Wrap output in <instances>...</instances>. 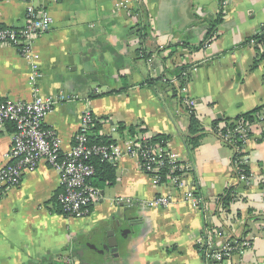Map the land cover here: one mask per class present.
I'll return each mask as SVG.
<instances>
[{
	"label": "crops",
	"instance_id": "0c3cea01",
	"mask_svg": "<svg viewBox=\"0 0 264 264\" xmlns=\"http://www.w3.org/2000/svg\"><path fill=\"white\" fill-rule=\"evenodd\" d=\"M124 1L0 0V24L22 26L28 6L53 19L34 38L32 52L42 72L40 94L77 96L44 118L63 152L88 109L98 119L99 134L120 149L130 138L167 135L168 149L186 166L182 186L154 184L135 157L123 155L115 162V183L100 189L86 215L70 217L57 202L59 172L41 160L18 186L0 194V264H212L195 247L204 242L206 219L214 229L208 241L214 249L227 239L251 241L223 264H264V123L251 124L242 148L247 182L238 179L234 150L211 128L218 116L234 117L264 100V60L251 68L256 50L247 41L264 29V0H225L216 34L202 46L208 20L219 11L217 0H128L125 7L119 4ZM172 46L176 55L167 60L168 71L190 68L188 94L203 130L195 147L186 143L190 118L178 93L160 80L166 67L160 56ZM138 49L150 56L142 58ZM155 66H161L158 78ZM31 72L15 47L0 45V101L31 100ZM149 79L159 81L151 86ZM120 124L134 126L135 133L120 131ZM10 146L5 127L0 165ZM228 188L235 197L228 211L217 213ZM159 194L171 197L168 206L144 205ZM190 194L201 202L194 204ZM118 198L123 201L116 203Z\"/></svg>",
	"mask_w": 264,
	"mask_h": 264
},
{
	"label": "built area",
	"instance_id": "2783aa9c",
	"mask_svg": "<svg viewBox=\"0 0 264 264\" xmlns=\"http://www.w3.org/2000/svg\"><path fill=\"white\" fill-rule=\"evenodd\" d=\"M127 3L128 0H125L119 4L125 7ZM52 23L53 19L46 10L28 6L22 26L8 27L0 24V45L8 44L15 47L32 68L29 77L32 99L29 101H0V132L4 130L6 124H12L14 128L11 133V146L5 155L7 162L0 165V194L18 186L26 171L34 170L41 160H45L60 174V191L57 194V202L61 211L70 217H82L89 212L91 205L101 196V190L88 182V178L94 173L92 163L94 156L99 157L101 161L113 163L123 155L135 157L140 169L151 178L154 184L161 185L170 182L175 187L182 186V176L186 172V166L178 161L177 155L168 149L166 143L147 144L151 136L130 138L124 149L118 148L113 143L91 144L89 142L90 126L94 116L88 109L82 114L71 148L67 152L62 151L60 137L52 128L45 126L44 118L56 104L73 100L77 96L69 94L43 96L40 94L37 80L42 76V72L32 52L34 38L48 31ZM249 42L255 45L253 39ZM258 47L259 51H262V45L258 44ZM148 61L151 62L152 58ZM189 72L190 68L182 70L179 76L163 72L162 77V81L169 80L177 87L180 102L188 115L195 108V100L188 94ZM160 73H162L161 66ZM262 123L257 122L253 125ZM253 125L249 126L250 130ZM239 131L245 133L242 138L244 146L250 136L246 135L245 128H240ZM214 133L235 152L230 131L223 133L215 129ZM238 151L241 154L236 157V160L237 163H242L245 160L242 148ZM236 170L238 171L237 164ZM238 179L243 182L249 180L248 176L241 171H238ZM189 198L194 204L201 202L200 197L190 194ZM114 201L120 203L123 199L118 198ZM170 202V196L159 194L145 202L144 205L165 207ZM199 242L201 243V240ZM250 243L247 237L227 239L220 247L212 251L207 249L204 254L212 264H223L232 253H242L250 246ZM67 262L70 263V259Z\"/></svg>",
	"mask_w": 264,
	"mask_h": 264
},
{
	"label": "trees",
	"instance_id": "16d2710c",
	"mask_svg": "<svg viewBox=\"0 0 264 264\" xmlns=\"http://www.w3.org/2000/svg\"><path fill=\"white\" fill-rule=\"evenodd\" d=\"M218 1V7H219V11L218 13L211 19H209L208 21V28H207V32L203 38V40L201 41V43L199 44V46H202L206 43H208L209 41L212 40V38L214 37V35L216 34V29L217 26L221 23L222 18H223V3L225 0H217ZM146 29V25L143 26V30ZM145 37V35H142V38ZM250 39H253L255 41V45L254 48L256 50V56L255 59L252 63L251 68H255L258 63L262 60H264V29H262V31L255 33L253 36H251L247 41L249 42ZM258 44L262 45V51H259V47ZM182 45L185 46V44L183 43ZM199 46H196L194 48H198ZM171 47V46H168ZM173 47V46H172ZM193 47H190V49H192ZM141 51V57L144 59H147L150 54H148L147 52H145L143 49H138V51ZM176 55V50L175 47H173V50L171 52H169V54L167 56H160V60L161 63L166 66L164 69V73H169V74H174L176 76L180 75V72L183 70L182 69H178L177 67L172 71L169 72L168 71V67H167V60L174 57ZM163 77V73L160 76V80H162ZM159 80L156 79H149L147 80V84L148 85H153L155 83H157ZM163 84L165 86H163V88H169L170 90L173 91V95H176L178 93V89L176 86H174L173 84H171L169 82V80L167 81H163ZM189 118H190V130H189V134L186 136V143L190 146V147H195L196 145H198L202 134H203V130L200 126L199 120L197 119L195 112H191L189 114ZM257 122H264V100L261 104L255 106L254 108L246 111V112H242L237 114L234 117H228V116H221L220 118H217L215 120L212 121L211 123V128L212 131H214L215 129L220 130L221 132H226V131H230L231 132V140L233 141V146L235 148V154H234V163L235 165L237 164L238 166V171L247 174L249 172V168L248 165L246 164V162H242V163H237L236 157H239L241 153H239V149L243 148L242 145V138L243 136H245V133L240 132L239 129L240 128H245L246 131V135L251 136V130L249 128V126L251 124L257 123ZM6 129L9 132H13V125L12 124H6ZM99 129H100V124L98 122L97 118H93L92 120V124L90 126V136H89V142L91 144H104V145H108L113 143V140L110 139L109 137L106 136H102L99 134ZM119 130L120 131H128L131 134L135 133V129L134 126H124L122 124L119 125ZM143 130V129H140ZM141 137V136H140ZM138 137V138H140ZM168 139L167 135L164 134H156L153 135L152 137H150L148 139L147 144H154L156 142H161L162 144L166 143V140ZM264 139V132L262 134V138ZM92 163L94 165V173L92 176H90L88 178V182L103 190L106 186H111L115 183V179H116V163L114 162H107V161H101L99 159V157H93L92 158ZM235 197V192L233 188H228L226 189L220 196H219V200H218V210H216V212H221L220 209H224L225 211H228V206L230 204V202L234 199ZM64 214V213H63ZM66 215V214H64ZM213 227L212 224L206 219L204 221V229L202 231V236H203V243H196L195 247L197 249V251L202 255L204 254V252L208 249L209 251L214 250V245L209 246L208 245V241L213 240L212 237L209 236L210 233L213 232Z\"/></svg>",
	"mask_w": 264,
	"mask_h": 264
},
{
	"label": "water",
	"instance_id": "95a60500",
	"mask_svg": "<svg viewBox=\"0 0 264 264\" xmlns=\"http://www.w3.org/2000/svg\"><path fill=\"white\" fill-rule=\"evenodd\" d=\"M155 73H156V75H155V77L156 78H158L159 76H160V66H155ZM218 118H220V116H218Z\"/></svg>",
	"mask_w": 264,
	"mask_h": 264
},
{
	"label": "rangeland",
	"instance_id": "374dc122",
	"mask_svg": "<svg viewBox=\"0 0 264 264\" xmlns=\"http://www.w3.org/2000/svg\"><path fill=\"white\" fill-rule=\"evenodd\" d=\"M105 77H107V75H105ZM105 189H106V188H105ZM105 189H104V190H105Z\"/></svg>",
	"mask_w": 264,
	"mask_h": 264
}]
</instances>
